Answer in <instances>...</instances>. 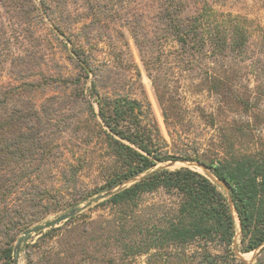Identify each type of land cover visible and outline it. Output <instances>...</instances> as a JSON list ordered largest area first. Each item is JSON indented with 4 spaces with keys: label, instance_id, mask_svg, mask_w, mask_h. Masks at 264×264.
<instances>
[{
    "label": "trees",
    "instance_id": "1",
    "mask_svg": "<svg viewBox=\"0 0 264 264\" xmlns=\"http://www.w3.org/2000/svg\"><path fill=\"white\" fill-rule=\"evenodd\" d=\"M71 5L91 20L81 24ZM9 19L16 53L6 37ZM65 20L80 33L66 30ZM107 21L128 28L170 133L185 108L180 78L186 71L200 77L194 91L213 105L199 115L211 127L227 125L216 156L168 151L138 67H124L128 78L115 69L121 57L114 49L110 60L97 58L106 47L92 43L88 30ZM42 23L73 71L54 58L48 71L36 35ZM260 35L261 42L250 20L208 0H0V264L21 252L26 264H128L152 251L163 264H246L234 248L249 254L264 244V150L236 147L233 137L244 129L229 114L251 108L242 81L264 76L262 28ZM93 142L105 151L101 182L84 185L86 163L74 160V149ZM169 161L201 162L226 189L191 168L162 167ZM158 192L175 202L142 220L141 200ZM93 202L105 212L101 221L85 217ZM73 209L60 226L46 220ZM251 264H264V249Z\"/></svg>",
    "mask_w": 264,
    "mask_h": 264
},
{
    "label": "rangeland",
    "instance_id": "2",
    "mask_svg": "<svg viewBox=\"0 0 264 264\" xmlns=\"http://www.w3.org/2000/svg\"><path fill=\"white\" fill-rule=\"evenodd\" d=\"M212 7H214L218 11L223 12H231L232 14L241 15L248 20H250L253 26V33L256 35V38L262 41V36H258L260 28L264 30V0H208ZM73 5L70 6L68 11L72 17H76L77 20L82 24L83 22H89L91 19H85V17L80 18L79 14L84 16L86 14L83 9H80L78 16L73 10ZM7 21V20H6ZM9 24L7 23V38L10 40L12 38L11 34L14 35V32L11 30V25L14 23L12 19ZM62 25L64 28H69L66 30L73 31L74 34H79L77 27H75V23L72 26L71 21L65 20ZM81 26V25H78ZM102 26V25H101ZM69 32V31H68ZM90 33L91 42L100 41L102 42L99 44L98 48H102L106 51L103 52L100 49V52H97V58L99 60H110L111 54H109V50L114 49V54L116 56L121 57V61L115 65V69L118 70L120 74H126L129 78L128 73L123 72L124 67H127L129 63L132 61L140 70L141 73V83L143 88L145 89L146 96L151 103V107L153 110V114L157 123L159 125L161 134L166 139L168 146L167 149L172 154L181 155L185 152L190 154L198 151V154L202 157H210L213 158L216 156L217 151L221 146V134L218 132L222 130L223 127L227 125H222V127H211L205 119H203L199 114L202 107L213 105V99L207 93H199L194 91L193 83H197L200 81L199 76H195L191 73H184L180 78V96L182 98L184 104V111L182 112L181 118L175 126H173L170 131L166 127L162 114L161 109L157 103L155 93L149 80L146 71L144 69L143 63L141 61L140 52L137 49L134 41L130 35V32L127 27L115 22L107 21L104 22L103 27L97 28L96 30H88ZM70 34V33H69ZM36 35L39 36L42 40V49H40L44 55L46 60V65L48 71H53L54 67L53 64L56 60L59 65L62 67L63 72L65 71H73V63L67 61L66 51L62 48V46L58 43H54L51 39L50 33V26L46 25L45 23L40 24L36 29ZM78 38V35L77 37ZM60 43H66L67 48H71V45L67 43L66 37L63 38L60 36ZM74 40V39H73ZM11 43V50L16 53L20 48L19 44L16 43L15 40H10ZM48 41V42H47ZM50 41V42H49ZM256 41V42H257ZM259 42V43H260ZM264 63V62H263ZM50 69V70H49ZM54 73V72H53ZM51 73V74H53ZM3 78L7 79V69L4 70L2 73ZM249 82L242 81V83L246 86H249L251 92V108L249 111H246L242 107H234L232 109L233 114H229L230 117L235 120L236 126L240 129H244L240 131L245 135H239L238 137H233L237 144V148L240 150H245L247 148L254 149V150H264V76L260 78V80L249 76ZM193 80V81H192ZM89 85V82L88 84ZM51 91H46L48 95H50ZM176 122V120H175ZM222 128V129H221ZM225 133L228 132L224 130ZM223 131V133H224ZM230 132V131H229ZM229 134V133H227ZM249 134V136H248ZM69 143V142H68ZM71 148V147H70ZM74 151L76 155L74 156V160L77 158L81 161L85 162L86 166L84 170L81 172V182L84 185H91L94 183L101 182L100 177L102 174L103 168V159L105 157V151L99 143L94 142L89 147H75ZM68 159H72L70 154L67 155ZM182 167H187L184 163L177 161L174 165L168 167L169 170H177ZM203 175L205 173L198 169V168H191ZM221 190V189H219ZM175 197H170L164 194L163 192H158L155 194L145 195L140 202L139 213L142 217V220L149 221V218H152L153 215L158 213V216L161 213L165 212L167 206L173 204L175 202ZM101 201V200H100ZM98 201V202H100ZM98 202H93L91 204V209L86 211L85 217H91L92 219L101 221L102 217L105 216V212L101 210L98 206ZM84 204L81 205L83 207ZM66 213H59L56 215L49 216L46 220H55L58 219L60 216ZM156 216V218H159ZM156 218L152 219L156 221ZM65 222V221H64ZM64 222H61L62 225ZM238 243V241H237ZM253 253L249 254H242L246 260L251 258ZM154 255V251L150 253V255H142L135 257L129 260L128 264H163L161 259H157ZM13 264H26V260L24 257V253H18L15 262ZM166 264V263H164Z\"/></svg>",
    "mask_w": 264,
    "mask_h": 264
},
{
    "label": "water",
    "instance_id": "3",
    "mask_svg": "<svg viewBox=\"0 0 264 264\" xmlns=\"http://www.w3.org/2000/svg\"><path fill=\"white\" fill-rule=\"evenodd\" d=\"M176 162H177V161H169V162L163 164L162 167L168 169V167L174 165ZM179 162L184 163L188 168H198V169L202 170L208 178L212 179L214 182H216L217 184L223 186V187L226 189V186H225L221 181L217 180V179H216V178L210 173V171L208 170V168H207V166H206L205 164H203V163H201V162H193V161H179ZM231 206H232V204H231ZM76 213H77V210H76V209H73V210H71L70 212H68L67 214H64V215L60 216V217L58 218L57 221H58V222H64V221H66L67 219H69L70 217H72L73 215H75ZM32 233H34V230H30V231L26 232L24 235H25V236H28V235H30V234H32ZM20 245H21V241H19V242L16 244V247H15V253H16V254L19 252ZM263 249H264V244H263L258 250H256L255 252H253V254H252V256H251V258H250L249 260H246V259L244 258V256H243L241 253H239V252L237 251L236 247L234 248V250H235V254H236L237 258H239L240 261H242V262H244V263H246V264H251V263L255 260V258L257 257V255H258Z\"/></svg>",
    "mask_w": 264,
    "mask_h": 264
}]
</instances>
